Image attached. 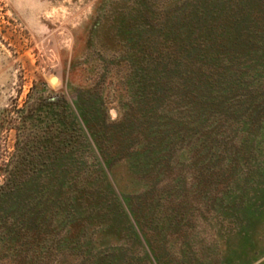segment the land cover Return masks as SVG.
Segmentation results:
<instances>
[{
  "label": "rangeland",
  "instance_id": "obj_1",
  "mask_svg": "<svg viewBox=\"0 0 264 264\" xmlns=\"http://www.w3.org/2000/svg\"><path fill=\"white\" fill-rule=\"evenodd\" d=\"M0 264H264V0H0Z\"/></svg>",
  "mask_w": 264,
  "mask_h": 264
},
{
  "label": "water",
  "instance_id": "obj_2",
  "mask_svg": "<svg viewBox=\"0 0 264 264\" xmlns=\"http://www.w3.org/2000/svg\"><path fill=\"white\" fill-rule=\"evenodd\" d=\"M56 81V79H54L52 82H55Z\"/></svg>",
  "mask_w": 264,
  "mask_h": 264
}]
</instances>
